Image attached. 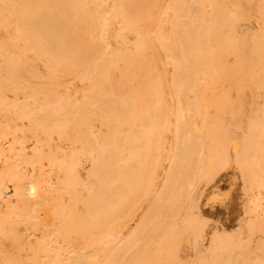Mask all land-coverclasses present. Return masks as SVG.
Returning <instances> with one entry per match:
<instances>
[{
    "label": "bare ground",
    "instance_id": "obj_1",
    "mask_svg": "<svg viewBox=\"0 0 264 264\" xmlns=\"http://www.w3.org/2000/svg\"><path fill=\"white\" fill-rule=\"evenodd\" d=\"M233 164L264 234V0H0V264H264Z\"/></svg>",
    "mask_w": 264,
    "mask_h": 264
},
{
    "label": "rangeland",
    "instance_id": "obj_2",
    "mask_svg": "<svg viewBox=\"0 0 264 264\" xmlns=\"http://www.w3.org/2000/svg\"><path fill=\"white\" fill-rule=\"evenodd\" d=\"M253 19L254 18H252V20ZM252 20L248 21V23H246V26H247V24L249 26H251ZM254 20H257V19L255 18ZM254 20H253L252 28H259L260 24H259L258 20H257V22H254ZM249 22L251 23V25ZM76 85L80 86L79 83H76ZM249 95L250 94L247 95L248 98H249ZM251 100H252L251 95H250L249 99H247V97H246L247 105H248V102L250 104ZM26 145H27V147L29 146V148H31L33 146L32 141L27 142ZM236 167H237L236 164H233L232 166L229 167V169L227 168V170H225V169L222 170V172H220V175H218L213 180L212 183L210 182L211 184L208 183L207 187H206V184H203V186H201L200 189L198 190V193H199L202 189L203 190L205 189L204 187H206L205 192H204V196L201 197V199H200V206L199 207L201 209V212L203 213V214L201 213V215L206 217L207 218L206 220L211 218V220H210L211 222L205 221L206 227H205L204 237L199 241L198 246L195 247L196 249L193 248L194 246L192 244L190 246V243L189 244L186 243L182 246V251H183L182 255H183L184 259L195 260L197 253L201 250L207 249V246H209L210 240L212 238L211 236L215 235L216 233H218V232L219 233H221V232L222 233L223 232L229 233L230 232V234H233V235L237 234L236 236H238L239 235L238 233L241 232V230H242L243 231V235L241 237L242 239L252 238L254 241V243L252 242L253 246L250 244V251H252L250 253V256L252 255L251 260L255 261L254 257L256 254L254 255V253L255 252L257 253V251H255V248H257L256 246L258 245L256 243L260 242V240L258 241V239H260L259 238L260 236L263 238V239L261 238V241L264 240V234L259 230V232H255L254 234H252L253 235L252 237H248V236H251L250 234L245 235L248 233L245 230V228H246L247 223L249 222V219L252 215V214L250 215V213L247 212L249 205H250L251 195L249 193H248L249 195L247 193H244V191H245L244 181L245 180H242L241 172H240L239 168H236ZM213 186H215V187L218 186L217 189L215 188V190H216L215 192L219 194L218 197H216V196L212 197L211 196V195H213V193H211L210 190L213 188ZM228 190L231 192H229ZM224 192H228V193L226 194ZM224 194H225V196H224ZM222 196H224V198H222ZM209 197H210V200L208 199ZM211 197L213 199L215 197L214 202H213V199ZM219 197H221V199ZM216 199H217V202H216ZM219 200H222L223 203L221 201H220L221 202L220 203ZM245 206H247V207H245ZM196 212L198 213V211H196ZM42 215H44L43 212H42ZM245 216H247V217H245ZM204 217H202V218L205 220ZM252 217H254V216L252 215ZM239 227L242 229L240 230ZM215 229H217V230H215ZM233 231H235L236 233ZM210 234H213V235H210ZM244 235L247 238H244L243 237ZM253 237H255V238H253ZM247 241H249V239ZM250 243H251V241H250ZM251 247L254 249H251ZM188 256L190 258H188ZM237 264H242V263L237 262Z\"/></svg>",
    "mask_w": 264,
    "mask_h": 264
}]
</instances>
